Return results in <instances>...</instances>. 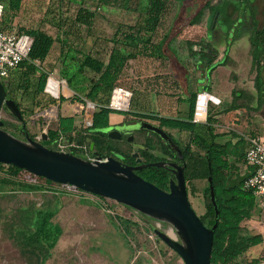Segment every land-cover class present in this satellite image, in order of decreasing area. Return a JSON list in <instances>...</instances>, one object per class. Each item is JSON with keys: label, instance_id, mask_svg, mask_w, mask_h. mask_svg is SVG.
I'll list each match as a JSON object with an SVG mask.
<instances>
[{"label": "rangeland", "instance_id": "obj_1", "mask_svg": "<svg viewBox=\"0 0 264 264\" xmlns=\"http://www.w3.org/2000/svg\"><path fill=\"white\" fill-rule=\"evenodd\" d=\"M223 1L213 0L212 5L217 6ZM233 1L237 2L239 0ZM0 2V5L5 7L6 0H0ZM142 2L145 1L142 0ZM255 4L261 12L262 0H256ZM82 5L91 10H96L93 28L90 30L83 28L80 31V38L65 34L63 40H68L69 43H77L79 46L77 49H81L86 54L89 53L106 62L111 48L109 42L113 38L116 28L119 25H133L138 18V14L132 9H124L119 6L100 7L96 0H23L20 12L16 15H10L6 30L20 36L30 35L34 31L41 30L56 37L60 35L57 32L58 22L62 20L66 23L72 20L71 18ZM189 12L180 13L178 5H176L165 18L154 42L159 41L174 22H180V17L182 18ZM258 19L259 27H263L264 16L260 14ZM213 26H216L217 29L213 44L217 47L220 58H222L228 47L226 30L221 18H214L210 10L205 11L200 25L185 29L182 36H180V40L183 37V40L188 38L193 42H198L203 38H207L208 29ZM252 30L253 24L247 15L237 27L238 37L228 48L227 64L218 69L219 76L213 79L212 94L220 101L231 100L235 91H248L252 95H256V75L251 72V57L249 54V36ZM178 42L179 54L181 56L185 54L187 57L188 47L183 45L184 41ZM196 50L199 51L200 48ZM59 52L60 47L57 44L51 55V64L54 65L56 62L58 64L54 65L56 68L50 74L49 79L56 78L61 83L60 95L54 97L47 93V84L45 99L41 103L33 100V90L29 92L19 90L12 93L7 92L8 98L13 99L19 105L24 119L23 122H20L8 110L3 109L0 112V120L7 123L5 127L7 132L16 133V127L25 125L29 136L34 140L41 141L44 133L49 134L57 130L60 117H73L78 132H84L85 129L89 128V121L94 116L96 105L87 101L83 95L80 97L83 103L75 100L76 93L68 87L66 81L61 77ZM129 66L128 72L125 74L128 76L126 78L128 80L117 82V86L133 92L130 108L128 112L119 114L122 118L116 120V117H113L110 123L117 125L129 119L143 120L159 125L157 121L140 118L138 115L156 116L152 109L157 104L166 106L170 102H176L171 100L174 98V94L170 91L171 87H168L169 76L167 74L170 64L168 62L165 64L160 63L157 69L158 73L154 72L152 74L147 67L144 68L143 64L137 63L136 60H132ZM42 68L46 69L47 67ZM22 72L21 69L13 72L8 79L3 80L4 86H8L11 82L19 85ZM173 74L177 84L181 85L177 74L174 72ZM92 76L90 74V77ZM51 86L54 92H60L56 83L51 84ZM62 87H66L64 92ZM110 98L111 92L104 96L103 100L109 104ZM203 98L200 99V104L204 102ZM90 105L94 106L95 109H89ZM49 111H52V114L51 112L48 113ZM241 112L242 119L249 125V128L245 130L235 128V130L240 134H246V136L250 135H247V132H253L261 138L264 144V108L262 111L251 114H248L245 110ZM180 115L181 113L166 114L163 117L179 116L181 118ZM227 124L228 122L216 124L217 135H230L231 131L228 129ZM205 125V123L200 124L198 129L203 136H206ZM164 131L178 142L182 149L191 143V135L188 132L165 128ZM23 138L22 136L20 139ZM224 138H221L220 141L223 142ZM147 140L154 147L151 153L162 156L160 143L153 135L135 134L134 142L131 144L113 141H110V143L117 144L125 154H140V151L145 149ZM192 150L195 153L202 154L195 146L192 147ZM101 153L106 154L105 151ZM230 161L233 162L232 159ZM238 170L236 166L235 171ZM12 176L11 168H0V264H38L36 258L25 255L20 249L14 240V231L17 224L23 223L26 211L45 209L46 207L57 210L54 223L58 224L63 231L46 264H184L182 259L164 244L154 232V229H158L169 236L170 233L176 236L175 231L169 225L148 219L112 200L105 201L104 209L99 208L91 202H85L81 194L76 192L74 188L59 184L50 185L43 178L34 179L25 176L24 178L21 177V180L26 182L36 181L33 184L42 185L50 190L42 192L15 191V184L18 183ZM186 185L189 202L195 213L202 217L206 213L207 199L204 196V190L208 183L206 180H192L186 182ZM89 198L96 200L94 197ZM110 206L115 207V209ZM125 221H128L130 225L125 226ZM127 229H129V233ZM244 233L262 236L263 243L250 249L239 260L238 264H264V210L255 211L252 220L244 224Z\"/></svg>", "mask_w": 264, "mask_h": 264}, {"label": "trees", "instance_id": "obj_2", "mask_svg": "<svg viewBox=\"0 0 264 264\" xmlns=\"http://www.w3.org/2000/svg\"><path fill=\"white\" fill-rule=\"evenodd\" d=\"M96 1L100 7L119 6L124 9H132L138 14V20L134 25H119L116 28L115 34L109 42L111 48L107 62L91 54L85 55L73 43L63 40L65 34L80 38V31L83 28L88 30L93 28L96 10H91L82 5L71 18L72 20L66 23L62 20L58 22L57 31L60 34L59 36L53 37L41 30L34 31L28 35L33 42L27 59L20 65V69L23 70L20 84L15 85L11 82L6 86L8 93L16 90L23 92L33 90V100L41 103L45 99V88L49 76L54 70V65L46 62L54 49V45L60 44L61 77L66 81L68 87L76 93L75 100L83 103L80 98L83 95L87 101L96 105L93 126L87 130L85 129V131L103 129L110 126L109 118L113 112L108 109V103L104 102L103 97L110 92L112 93L129 61L137 57H148L156 59L162 64L168 62L170 69L177 76L186 71L185 63L190 66L193 65L198 71L212 73L218 66L227 64L228 48L238 37L237 27L243 22L245 16L248 15L250 17L253 24V30L249 37L250 57L252 60L251 72L256 75V100L246 92L235 91L230 105L221 107L217 112H213V107L208 108L204 127L206 136L200 134L198 130L200 124L193 123L199 94L191 92L189 88L188 98L180 100V102L187 104L189 107L188 115L185 119L138 115L140 118L157 121L158 126L163 129L188 132L191 135V143L182 149L186 164L184 171L185 180L186 182L206 180L208 183L204 190V196L207 199L206 213L200 217L201 221L207 227H211L216 211L219 217L218 225L213 235L211 264H238L239 260L250 249L260 246L263 243V239L260 235L244 233V224L252 220L255 211L258 210L253 194L244 189L246 175L241 176L240 173L235 171L237 164H246L245 154L240 150L243 148L244 139H240L234 144H232L231 140L223 143L220 141L221 138L227 136L217 135L215 126L218 124L217 117L220 115L241 109L251 114L262 111L264 108V26L259 27L258 19L260 14L264 16V0H262L261 12H259V7L255 4L256 0H239L237 2L224 0L217 6L212 5L213 0ZM22 5L23 0H6V5L3 7L1 15L0 31H7V22L10 15L19 13ZM176 5H178L180 13L190 12L182 18L180 17V22H174L168 32L159 41L154 42L155 36L165 18ZM206 10H210L214 18L220 17L226 27L228 47L224 60L216 62L219 56L218 51L212 47L207 38H203L198 42L183 40V45L188 47L186 62H183L177 49L178 41H182L180 36L188 27L200 25ZM211 33L212 27L208 29V34ZM198 48H200L199 51L195 50ZM37 63H40L41 67ZM42 67L47 68L43 69ZM90 74L93 76L90 77ZM48 84L51 86L53 81L49 79ZM52 96L58 97V92H54ZM254 103L256 106L253 107ZM202 106L206 108L204 102L200 105V108ZM6 126L7 123L4 122L3 130L5 131ZM16 130V133L10 134L20 139L22 137L21 131L18 127H16ZM77 133L79 132L75 127V119L73 117H60L57 130L50 132L47 141H42V145L57 151L56 144L59 140L67 144L80 142L81 139L76 136ZM154 136L160 143L162 156H156L151 153L154 147L147 140L145 149L141 150L139 154L143 163L165 162V157L171 156L167 146L159 137ZM254 136H256L254 133L250 134V137ZM105 137L104 134L95 133V136L92 137L94 151H105L108 157H113L124 164L136 165L135 159L131 154L122 152L117 144H111L110 141L106 142L103 139ZM173 141L179 145L174 139ZM193 146L197 147L202 154H199V152L195 153L192 150ZM74 156L79 157L77 154H74ZM3 167L12 169V177L18 183L15 184V191L42 192L50 190L42 185L21 180V177L29 176L26 171L0 164V168ZM137 175L163 191H168L169 182L172 178L167 169L161 168L146 169L138 172ZM49 184L51 185V183ZM210 187H213L214 190L215 205L210 199ZM99 199L103 200L102 198ZM84 201L91 202L102 208L98 203L89 200ZM110 207L112 208L113 206ZM113 208L115 209V207ZM24 214L23 223L17 224L14 231V240L25 255L36 258L38 264H46L51 257V252L55 249L63 234L62 228L54 223L57 210L46 207L45 209H31ZM124 225L127 226L130 223L125 221ZM127 232L129 233V229H127Z\"/></svg>", "mask_w": 264, "mask_h": 264}, {"label": "water", "instance_id": "obj_3", "mask_svg": "<svg viewBox=\"0 0 264 264\" xmlns=\"http://www.w3.org/2000/svg\"><path fill=\"white\" fill-rule=\"evenodd\" d=\"M6 109L20 122L23 117L18 105L8 98L6 87L0 79V112ZM95 109V107L93 108ZM4 121L0 120V164L26 171L47 181L69 185L76 189L132 209L140 215L161 224L169 225L175 231V238L154 229L159 239L174 251L184 264H211L213 235L218 225V212L213 225L207 227L193 210L185 180L186 164L182 152L172 137L158 125L139 121L130 125H110L103 129H92V133L107 135L110 140H119L121 133L146 131L160 138L171 151H175L181 164L159 161L143 163L139 154H133L135 166L123 164L113 157L105 161H88L71 153L51 150L42 145L47 141L44 133L41 141L32 139L26 126L19 129L23 139L3 130ZM93 126V117L89 128ZM131 141V140H130ZM82 144L79 143V146ZM91 144L90 149L93 150ZM167 169L172 178L168 191H163L137 175L146 169ZM210 199L215 205L213 187ZM216 210V208H215Z\"/></svg>", "mask_w": 264, "mask_h": 264}, {"label": "crops", "instance_id": "obj_4", "mask_svg": "<svg viewBox=\"0 0 264 264\" xmlns=\"http://www.w3.org/2000/svg\"><path fill=\"white\" fill-rule=\"evenodd\" d=\"M137 20H138V18H137ZM168 30L165 33H167ZM225 30H226V27H225ZM216 31H217L216 26H213L212 27V33L208 34V36H207V41L212 45L213 48H215L217 50V47L213 44V40L215 39ZM226 36H227V31H226ZM184 39H185V37H184ZM185 40L193 41V40L188 39V38L185 39ZM182 41H183V37H182ZM73 44H74V46L76 48H79L77 43L74 42ZM56 45L57 44L54 45V48H55ZM58 45L60 47V44H58ZM249 46H250V44H249ZM52 52H51V55H52ZM83 53L85 55L89 54V53L86 54L85 52H83ZM218 53H219V51H218ZM225 53H226V50H225ZM249 54H250V49H249ZM51 55L47 59L46 63H52V58H51L52 56ZM60 55L61 54L59 52L58 59H59L60 63H62ZM181 58H182L183 62L184 61L186 62V60H185L186 59V55L185 54L183 56H181ZM133 60H136L137 63L143 64L144 68L147 67L148 70L151 72V74L154 73V72L158 73L157 69L159 68V65L161 63L158 60L153 59V58H148V57H137L136 59H133ZM223 60H224V56L222 58H220V54H219L218 59L216 60V62H222ZM131 61H129V63ZM129 63L125 67L123 75H122V77H120L118 82H121L123 80H128V79H126V78H128V76L125 75V74H126V72H128V69L130 67ZM57 64L58 63L56 62L54 65H57ZM185 64H186L185 66L187 68L186 71L183 72L180 76H178V78L180 79L181 85L177 84L176 79L174 78V74H173L172 70L170 68L168 69L169 70V72L167 74L169 76L168 77V83H169L168 87H171L170 91H172L173 94H174V98H172L171 100H174L176 102L175 103L170 102V104H167L166 106H164L162 104L161 105L157 104L156 107L154 106L155 108L152 107L153 108L152 112L154 114H156V116H160L161 114H163L162 116H160V117H163L166 114L181 113V115H180L181 119H185L186 116L188 115L189 107L187 106V104H185L183 102H180V100L188 98V88H189V90L191 92L196 93L197 95L198 94L199 95L200 94H205L203 96L204 97L203 99H204L205 107L206 108H207V106H208V108L213 107V109H214L213 112H217L221 107H223L225 105H230L232 103L233 97H232L231 100L220 101L215 96H213V94H212L213 93V91H212L213 79L217 78L219 76L218 69L221 68V67H224V66H218L214 71H212V73H207V72H202V71L196 70L195 67H193V65L190 66L187 63H185ZM37 65H40V63H37ZM251 67H252V60H251ZM55 68H56V66H54V70H55ZM50 79L53 81L54 84L56 83L58 88L60 89V92L58 93V96H59L60 93H61V83L56 78H50ZM174 83H176V84L173 87ZM47 85H48L47 86V93H49L50 95L51 94L53 95L54 92H53V90H51V88H50L51 86L49 84H47ZM64 89H66V87H62L63 92H64ZM233 92H234V90L232 91V94H233ZM243 92H246L247 94H250L252 97L254 96V95H252V93H250L248 91H243ZM256 96H257V92H256V95L253 97L254 100H256ZM200 105L201 104L199 103L198 108L200 107ZM254 106H256L255 103H254L253 107ZM206 108H203V106H202V108H200L199 114H197L200 119H203L205 117ZM242 110L243 109L237 110V111H232V112H229L227 114L220 115V116L217 117V120H218V123H220V124L228 122L227 126H228V129L231 131L230 135L225 137L224 140H222L223 143H226V142L231 140L232 144H234L237 141H239L240 139H244V145L242 146L243 148H241L240 150H242V152L245 154L246 150H247V147H248V139H249L250 135L246 136V134H240L237 130H235V128H241L242 130H245V129L249 128V125L246 122H244L243 119H242L243 118L242 114H241ZM50 112L52 114V111H49L48 113H50ZM113 117H116V120L118 118H122V116H120V115H110V118H109L110 122L112 121L111 119ZM50 118H52V117H50ZM170 118H180V117L178 116V117H170ZM110 125H112V124L110 123ZM248 134H251V132H247V135ZM263 140H264V137H263ZM237 167L239 169L237 172L240 173L241 176H245L247 174V167L245 165H243V164H239L238 165L237 164Z\"/></svg>", "mask_w": 264, "mask_h": 264}, {"label": "built area", "instance_id": "obj_5", "mask_svg": "<svg viewBox=\"0 0 264 264\" xmlns=\"http://www.w3.org/2000/svg\"><path fill=\"white\" fill-rule=\"evenodd\" d=\"M2 11L3 7L0 5V21ZM32 42V38L28 35L20 36L8 30L0 31V79L2 81L4 79H8L13 72L20 70V65L28 57ZM204 95L205 94L198 95L193 117V123L195 124H204L207 120L208 106L206 108L205 117L203 119H200L197 115L199 101ZM132 97L133 92L131 90L116 85L112 90L111 98L107 106L108 109L113 112L111 115H119L120 113L128 112ZM126 99H128L129 102L127 107H124L123 105L126 102ZM56 146L57 151L69 153L70 148H72L74 144H67L62 140H59ZM245 163V166L247 167V174L244 182V189L253 194L257 209L264 210V144L261 138H259L258 136L250 137L248 139V147L245 153ZM29 177L34 179H41L32 174H29ZM48 182L49 181H47L46 183L48 184ZM29 183H36V181ZM72 188H74L76 192L81 194L83 200H89L98 203L100 204V206H102V209H104V203L108 199L102 198L103 200H100V197L82 192L75 187ZM89 197H94L96 200L94 201Z\"/></svg>", "mask_w": 264, "mask_h": 264}, {"label": "flooded vegetation", "instance_id": "obj_6", "mask_svg": "<svg viewBox=\"0 0 264 264\" xmlns=\"http://www.w3.org/2000/svg\"><path fill=\"white\" fill-rule=\"evenodd\" d=\"M139 121H143V120H129V119H126L125 121H122L121 123H119L117 125H121V126L122 125H130V124L137 123ZM20 127H18V128H20ZM21 134H22V132H21ZM135 134H144L145 136H148V135H153L154 136V134L146 132V131H136V132H132V133H121V138L119 140H110L107 137V135H105L106 137L103 138V139L106 142L113 141V142H120V143L124 142L126 144H131V143L134 142V135ZM22 136H23V134H22ZM76 136L80 137L81 141L78 142L77 144H74V146L72 148H70L69 153H71L73 155L77 154L79 156V158H82V159L88 160V161H105L106 158H108V156L106 154H103L100 151H94V148H93V150L90 149L91 144H93L92 143V137L95 136V133H92V131H84V132L82 131V132L77 133ZM79 143H81L82 145L79 146ZM179 148H180V150L182 152L183 161H184V154H183L182 148L180 146H179ZM169 151L171 153V156L165 157L166 158L165 162L181 164L182 161L178 158V156L176 155V152L175 151H171L170 149H169ZM131 155H133V154H131ZM135 163H136V160H135ZM126 165L135 166V165H131V164H126Z\"/></svg>", "mask_w": 264, "mask_h": 264}, {"label": "bare ground", "instance_id": "obj_7", "mask_svg": "<svg viewBox=\"0 0 264 264\" xmlns=\"http://www.w3.org/2000/svg\"><path fill=\"white\" fill-rule=\"evenodd\" d=\"M128 99H126V102L124 103V107H127V105H128ZM94 108V106H89V109H93ZM199 110H200V107L198 108V114H199ZM206 111V110H205ZM47 114V113H46ZM90 122V121H89ZM22 209V208H21ZM170 236L172 237V238H175V236L172 234V233H170Z\"/></svg>", "mask_w": 264, "mask_h": 264}]
</instances>
